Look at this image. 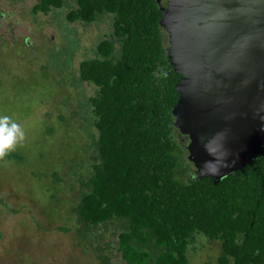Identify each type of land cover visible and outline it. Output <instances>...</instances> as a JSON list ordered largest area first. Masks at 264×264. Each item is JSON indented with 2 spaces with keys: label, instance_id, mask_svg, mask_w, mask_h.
Wrapping results in <instances>:
<instances>
[{
  "label": "trees",
  "instance_id": "1",
  "mask_svg": "<svg viewBox=\"0 0 264 264\" xmlns=\"http://www.w3.org/2000/svg\"><path fill=\"white\" fill-rule=\"evenodd\" d=\"M73 1L78 6L67 12L68 21L92 23L105 16L110 25L94 47V56L79 65L78 81L94 83L97 91L81 98V109L73 112L90 122L85 130L91 140L84 148L86 154L75 160L76 167L72 163L70 170L71 175L77 170L81 176V199L75 207L79 225L76 236L89 239L95 227L119 221L121 227L113 232L114 241L95 240L113 243L125 264H189L192 235L204 230L213 236L210 229L215 227L224 230L227 248L237 255L230 264H264V256L252 255L251 242L242 248L237 245L235 229H246L248 241L253 236L252 244L258 245L264 242V231L238 224L244 216H234L237 208L229 212L220 199L216 203L202 196L200 192L206 194L214 186L211 180L188 177L183 134L173 114L183 75L170 62L168 36L160 24L163 13L157 0ZM63 3L43 0L36 10L48 11ZM62 114L64 121L65 112ZM76 144L73 152L80 150ZM85 168L90 170L87 177ZM244 170L241 174L247 172L248 176L254 172L252 165ZM261 170L264 167L257 172L260 181L264 178ZM54 175L61 177L56 171ZM196 194L203 197L196 201L203 209L207 207L206 215L196 203L193 207L190 204ZM212 205L219 216L209 220ZM260 238L262 241H257ZM100 251L103 264H112L107 249ZM224 259L226 263L231 260ZM13 260L24 264L16 253Z\"/></svg>",
  "mask_w": 264,
  "mask_h": 264
},
{
  "label": "rangeland",
  "instance_id": "2",
  "mask_svg": "<svg viewBox=\"0 0 264 264\" xmlns=\"http://www.w3.org/2000/svg\"><path fill=\"white\" fill-rule=\"evenodd\" d=\"M0 4L8 13L13 8L5 0ZM67 10L54 8L48 17L24 16L16 26L34 43L45 29L47 45L33 53L22 47L0 53V115L24 131V139L0 158V264H15V253L24 264H103L101 248L107 249L112 264H125L113 243H105L115 240L113 232L121 222L95 227L89 239L76 236L81 176L70 170L91 140L85 130L90 122L73 112L81 109V98L97 91L94 83L78 81L79 65L94 56L110 25L104 17L92 23L70 22ZM3 31L0 28V35ZM5 32L8 37L10 29ZM74 144L81 150L74 149L75 154ZM84 170L87 177L90 170Z\"/></svg>",
  "mask_w": 264,
  "mask_h": 264
},
{
  "label": "water",
  "instance_id": "3",
  "mask_svg": "<svg viewBox=\"0 0 264 264\" xmlns=\"http://www.w3.org/2000/svg\"><path fill=\"white\" fill-rule=\"evenodd\" d=\"M157 0L182 80L175 125L199 177L243 169L264 145V0Z\"/></svg>",
  "mask_w": 264,
  "mask_h": 264
},
{
  "label": "flooded vegetation",
  "instance_id": "4",
  "mask_svg": "<svg viewBox=\"0 0 264 264\" xmlns=\"http://www.w3.org/2000/svg\"><path fill=\"white\" fill-rule=\"evenodd\" d=\"M9 2L13 8L10 9L9 13L3 6L0 4V28L4 29L2 34L0 35V53L4 49H14L15 47H22L23 50H30V52H34L35 48L39 45H47L45 43V29H42L41 37H39L38 43H34L29 36L23 35L16 26L21 25V18L24 16H45L48 17L50 12L53 9L46 11L44 8L36 7L43 3V0H5ZM163 4H167L166 0L163 1ZM44 5V4H43ZM78 3L73 0H64V3L61 7L56 9H68L65 13V16L69 10L73 7H77ZM10 21H9V20ZM104 19L109 21V18L104 16ZM7 21V24H6ZM71 22V21H70ZM77 22V21H72ZM45 23H49L46 21ZM10 29V33L8 37L6 36L5 30ZM32 50V51H31ZM184 141V146L186 148L187 157H188V168L187 173L188 177L191 180L198 181L202 178L206 179L208 182L211 180L214 185L211 187L210 191L205 194V192H200L202 196H206L208 199L211 197L212 200L217 201L220 199L222 203V207L227 209L229 212L233 208H237L234 212V216H244L242 219H238V224L246 225L249 224L251 228L263 232L264 231V178L260 181L257 175L258 170L261 167V162H264V145L261 149V154L258 158L254 159L251 163L246 164L253 166V174L251 176L246 174H241V172H245V167L243 169L237 170L236 172L226 175L222 178L216 179L213 176H203L199 177L197 174V167L195 163L190 159V152L187 149V144L190 141V138L183 134L182 137ZM259 161V162H258ZM261 174L264 175V170H261ZM228 181V182H227ZM202 196L196 194L190 201L191 206L193 207L196 203L195 207L203 209L202 205L196 201L198 199L203 198ZM195 198V199H194ZM246 200L248 202H246ZM207 209V207L205 208ZM203 209V212L205 211ZM216 206H211V213L209 214V220H213L212 216H219L218 211H216ZM206 212V211H205ZM204 212V215H206ZM249 218V219H248ZM248 222L245 223V221ZM229 221H227L228 223ZM231 229V228H230ZM212 231L213 236L206 234L204 230L201 232H197L192 235L191 241L189 244V264H230L234 257L237 255L233 252H230L229 248L226 246V241L224 237V230H217V228L212 227L210 229ZM236 234V242L239 247H244L251 242L254 251L252 255L254 256H264V242L261 245L252 244V238L248 241V232L246 229H242V227H238ZM261 239V238H260ZM257 241H262L257 240ZM238 247V249H239ZM250 247V246H249ZM262 248V249H261ZM224 258H231L229 262H225Z\"/></svg>",
  "mask_w": 264,
  "mask_h": 264
},
{
  "label": "clouds",
  "instance_id": "5",
  "mask_svg": "<svg viewBox=\"0 0 264 264\" xmlns=\"http://www.w3.org/2000/svg\"><path fill=\"white\" fill-rule=\"evenodd\" d=\"M24 139L21 126L7 115H0V158L5 157Z\"/></svg>",
  "mask_w": 264,
  "mask_h": 264
}]
</instances>
